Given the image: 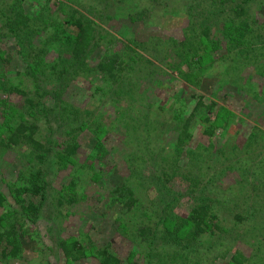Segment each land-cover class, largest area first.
I'll list each match as a JSON object with an SVG mask.
<instances>
[{
  "label": "rangeland",
  "instance_id": "rangeland-1",
  "mask_svg": "<svg viewBox=\"0 0 264 264\" xmlns=\"http://www.w3.org/2000/svg\"><path fill=\"white\" fill-rule=\"evenodd\" d=\"M12 1L0 0V16ZM116 1L22 0L33 25L22 49L0 29V55L9 59L0 65V141L25 120L52 148L41 160L47 192L38 213L20 217L28 229L21 258L0 254V264H100L98 250L120 264H264V0H139L131 17ZM236 8L246 14L237 20L246 24L242 37L231 34ZM72 9L98 27L89 58L72 62L67 47L53 45L34 59L50 26ZM206 27L198 54L183 56L175 45ZM106 48L121 58L115 81L94 70ZM56 60L67 62L62 76L50 70ZM188 72L199 73L197 88L183 83ZM31 98L35 107L27 108ZM198 98L204 107L177 151ZM74 134L79 149L60 168L57 150ZM96 143L99 160L90 155ZM255 157L260 175L244 167ZM27 158L26 150L0 147V191L16 213L6 184ZM76 178L81 191L71 200L64 187ZM125 185L136 200L129 213L112 204ZM203 204L211 211L197 234L186 220ZM61 241L78 242L84 255L65 260Z\"/></svg>",
  "mask_w": 264,
  "mask_h": 264
},
{
  "label": "trees",
  "instance_id": "trees-1",
  "mask_svg": "<svg viewBox=\"0 0 264 264\" xmlns=\"http://www.w3.org/2000/svg\"><path fill=\"white\" fill-rule=\"evenodd\" d=\"M223 1L224 0H221V2ZM21 2L22 0H13L6 5L5 14L0 16V29L3 30L7 36L16 41L19 49L27 46L25 40L29 36L30 30L33 26L31 18H29V15L20 6ZM82 2L86 3L85 1ZM115 4L121 8H126L127 15L131 17L134 9H137L139 0H117ZM233 12L235 16V24L231 25V28L234 25L235 27H233L231 34H236L239 35V37H242V31L244 32L246 24L244 21L238 22L237 20L238 18H243L246 14L241 8H236ZM135 14L137 15L135 18L139 20L142 18L139 17L138 13ZM98 34V27L93 20L85 15L83 11L72 9L61 23L50 26L45 38L48 45L46 46L42 43L39 46H35L37 49H35L33 58L39 59V57L42 54L47 53L48 49H51L53 45H63L67 47L65 49L68 51L69 58H71L72 62H85L89 58L93 49L98 46ZM209 36V29L206 27L201 33H199V35L197 34L193 37L186 38L183 42L175 46L179 48V52H182V55L185 57L188 55H197L202 48L203 41L208 39ZM117 44L122 46V43L117 42ZM28 45L31 47L30 44ZM120 59L121 58L115 51L111 52L106 48L95 65L94 70L104 76L107 81L118 80V74L124 71ZM8 62V58L3 59L2 55H0V65L8 64ZM66 63L67 62H61V60H56V62L50 65L51 72L58 71V75L62 76ZM2 69L3 68L0 66V75ZM198 74V72H188L181 76V79L183 83L197 88L199 84ZM7 92L17 93L11 85L8 87ZM197 100V104L179 129V134L176 138L177 144L175 146L177 151H182L185 143L190 139L188 130L190 121L193 119V114L198 109L204 107L201 98H198ZM34 102V98H31L26 102V107L34 108ZM207 108L211 110L213 104ZM182 116L183 114H181V117ZM204 122L210 123L209 118L204 120ZM161 127L162 124L160 125V128ZM143 132V130H140V133ZM36 133L37 126L31 122L23 120L16 123L14 126H10L7 134L0 141V147L7 150L21 148L26 150L28 155L27 166L17 173L16 180L13 184H6L12 199L19 207V212L16 213V211L7 204L5 196L0 191V254L4 259L17 260L21 258L23 253L22 239L25 237L28 229L24 224L25 222H23L20 217L25 216L31 218L35 216L38 213L40 206L39 200L43 198L44 194L47 192L43 171L40 165L42 164L41 160L44 155L50 154L52 148L49 144L42 143L36 136ZM209 134L210 132L208 131L204 132L205 136ZM257 134H259V132H257ZM253 139L254 138H251V142ZM258 141L260 140L253 141L250 148L257 149L259 146ZM79 146L75 134L70 136L66 142L61 145L60 149L57 150L60 162H58V167L61 168L66 162L68 163V161L71 160V157L78 151ZM101 153H103L102 144H94V148L90 151V155L94 156L95 160H99V158L96 157L97 155H101ZM39 154H41V156ZM247 161H249L248 165L250 166L248 167L247 165L246 168L244 164V167L250 174L255 175L258 173V175H260V172H263L260 169L263 164L257 157L248 159ZM33 162H35L38 167ZM80 183V179L76 178L71 180L70 184L64 187L66 195L70 196L71 200L79 195L81 191V188L79 187ZM112 204H117L126 213H129L136 204L132 189L128 188L127 185L117 188L114 191ZM210 209L211 207L209 205L203 204L189 213L186 223L189 227L194 228V232L196 231L197 234L202 232L200 227L206 214L211 211ZM140 234H142V232H140ZM59 246L64 259L67 261H78L84 255L83 249L78 242L61 241ZM95 256L99 259L100 264H120L119 260L109 254L106 250H98Z\"/></svg>",
  "mask_w": 264,
  "mask_h": 264
}]
</instances>
